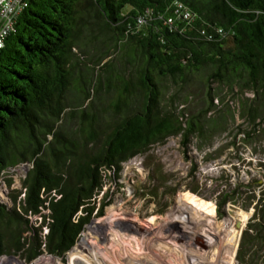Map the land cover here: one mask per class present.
Wrapping results in <instances>:
<instances>
[{"label":"trees","instance_id":"1","mask_svg":"<svg viewBox=\"0 0 264 264\" xmlns=\"http://www.w3.org/2000/svg\"><path fill=\"white\" fill-rule=\"evenodd\" d=\"M28 1L0 48V180L9 167L31 166L20 208L15 197L11 208L0 202V259L10 242L22 248L21 231L32 236L30 259L44 249L63 256L95 212L104 171L117 176L123 162L171 136H180L187 149L202 133L200 119L166 101L163 81L182 85L190 73L208 68L209 81L264 88V0ZM176 2L186 4L192 18L175 13ZM94 31L120 43L128 56L127 76L112 85L108 119L97 115L90 89L80 82L88 109H69L68 103L76 48ZM110 68L103 66L91 86L98 99L110 87ZM66 115L78 119L75 129L64 125ZM228 201H217L219 215ZM20 210L43 217L47 231L36 232ZM259 210L264 188L243 231L238 264L257 261L261 239L253 220Z\"/></svg>","mask_w":264,"mask_h":264},{"label":"rangeland","instance_id":"2","mask_svg":"<svg viewBox=\"0 0 264 264\" xmlns=\"http://www.w3.org/2000/svg\"><path fill=\"white\" fill-rule=\"evenodd\" d=\"M121 49L122 45L108 35L87 32L76 48L78 63L67 94L69 109H88L89 101L84 99L80 82L90 89L97 115L101 119L110 117L112 85L128 74L124 72L128 56ZM107 63L111 64V84L98 99L91 86L96 85ZM209 72L206 68L190 73L182 85L169 79L162 82L166 101L183 109L186 117L200 119L203 127L187 149L180 136H171L123 162L117 176L104 171L95 212L76 245L63 256L44 249L30 259L32 236L21 231L22 248L10 242V252L1 257L0 264H75L73 253L81 257L82 264H130L128 258L132 262L137 258L133 264H145L140 263L145 259L146 264H238L243 231L255 214L264 188V88L254 92L236 79L209 81ZM77 122L68 115L64 119L69 129H75ZM30 168L29 163H19L2 174L1 203L11 208L15 197L20 208L23 180ZM224 197L229 199L226 214L219 215L217 201ZM106 202L109 205L99 216ZM20 211L36 232L47 231L43 217ZM113 214L118 227L126 228L127 233L117 235L107 231L108 226H95L99 221L114 220ZM253 223L254 234L261 239L255 247L258 258L253 264H264V211L257 212ZM86 233L100 235V247L80 244Z\"/></svg>","mask_w":264,"mask_h":264},{"label":"built area","instance_id":"3","mask_svg":"<svg viewBox=\"0 0 264 264\" xmlns=\"http://www.w3.org/2000/svg\"><path fill=\"white\" fill-rule=\"evenodd\" d=\"M28 0H0V48L8 33L13 29L17 16L28 6ZM175 13L183 16L185 19L192 18L189 7L182 3L176 2ZM169 18V22H172Z\"/></svg>","mask_w":264,"mask_h":264},{"label":"bare ground","instance_id":"4","mask_svg":"<svg viewBox=\"0 0 264 264\" xmlns=\"http://www.w3.org/2000/svg\"><path fill=\"white\" fill-rule=\"evenodd\" d=\"M112 218L114 219V220H111V221H107V222H103V221H99L98 223H97V225H95V226H98V227H109V228H107V231H113V233L114 234H117L118 235V233L119 232H121V233H127L126 232V228L125 229H123V230H121V228H119L118 227V223L115 221V218H116V216L113 214V216H112ZM97 233V232H96ZM125 235V234H124ZM232 235V234H231ZM100 236V235H99ZM99 236H97L96 235V237H93V236H91V235H89V233H86L85 234V236L82 238V240L80 241V244H87L88 246H93V247H100V243L103 241L102 240V238L101 237H99ZM105 236H106V233H105ZM233 236V235H232ZM124 237V236H123ZM112 238V237H111ZM119 238V237H118ZM122 238V237H121ZM117 239V238H116ZM235 240V239H234ZM233 241V240H232ZM115 242V241H114ZM121 243H122V240H121ZM234 243V242H233ZM123 244V243H122ZM125 244V243H124ZM235 244H236V241H235ZM103 245V244H102ZM115 246L117 245V242H115V244H114ZM129 245V244H128ZM124 246V245H123ZM92 247V248H93ZM119 247V246H118ZM125 248V247H124ZM78 253V252H77ZM123 255V254H122ZM125 255V254H124ZM133 257V256H132ZM128 258V257H127ZM135 258V257H134ZM232 258V257H231ZM231 258H229L230 259V262H231ZM71 259L75 262V264H82V262H81V257L79 256V255H77L76 253H73L72 255H71ZM124 259V258H123ZM129 259V260H128ZM127 259V261H128V263H130V264H133L135 261H136V259H135V261L134 262H132L131 261V259L130 258H128ZM145 259V258H144ZM83 260V259H82ZM125 260V259H124ZM146 259L145 260H140V263H145L146 264ZM85 262V261H84ZM118 262V261H117ZM122 262V261H121ZM148 262V261H147ZM226 263V262H225ZM136 264V263H135ZM222 264H224V263H222ZM226 264H229L228 262L226 263Z\"/></svg>","mask_w":264,"mask_h":264},{"label":"water","instance_id":"5","mask_svg":"<svg viewBox=\"0 0 264 264\" xmlns=\"http://www.w3.org/2000/svg\"><path fill=\"white\" fill-rule=\"evenodd\" d=\"M229 207H230V208H235L233 205H230Z\"/></svg>","mask_w":264,"mask_h":264}]
</instances>
